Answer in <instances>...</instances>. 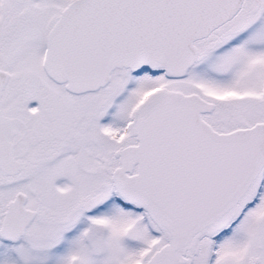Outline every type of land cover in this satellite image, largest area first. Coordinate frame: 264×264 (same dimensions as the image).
Returning a JSON list of instances; mask_svg holds the SVG:
<instances>
[{
    "label": "snow or ice",
    "instance_id": "1",
    "mask_svg": "<svg viewBox=\"0 0 264 264\" xmlns=\"http://www.w3.org/2000/svg\"><path fill=\"white\" fill-rule=\"evenodd\" d=\"M0 264H264V0H0Z\"/></svg>",
    "mask_w": 264,
    "mask_h": 264
}]
</instances>
